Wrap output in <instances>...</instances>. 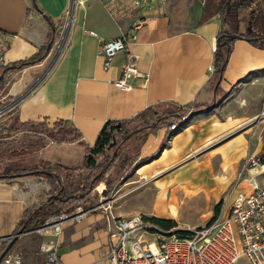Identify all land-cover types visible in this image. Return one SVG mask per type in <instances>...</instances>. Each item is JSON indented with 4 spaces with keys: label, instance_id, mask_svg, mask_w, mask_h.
I'll use <instances>...</instances> for the list:
<instances>
[{
    "label": "crops",
    "instance_id": "0c3cea01",
    "mask_svg": "<svg viewBox=\"0 0 264 264\" xmlns=\"http://www.w3.org/2000/svg\"><path fill=\"white\" fill-rule=\"evenodd\" d=\"M204 3L155 0L146 10L112 12L113 0H0V31L9 34L7 66L47 43L48 20L54 28L52 43L38 61L0 68L1 98L16 100L17 124L46 120L67 123L76 132L73 140L35 144L30 153L13 161L45 163L62 177L81 178V183L89 171L83 164L86 151L107 120L153 121L168 105L206 107L214 101L213 108L191 114L171 133L167 122L148 129L134 157V174L144 172L141 177L153 178L147 183L152 187L153 209L160 213L170 212L171 202L178 209L182 199L202 195L207 203L227 191L229 202L236 192L249 191L250 178L238 179L237 172L241 160L258 152L262 142L264 48L235 38L224 69L216 76L212 40L222 23L219 13L205 12ZM241 6L234 13L242 32L251 8L241 25ZM140 17L143 20L125 50L104 69L99 54L102 40L126 36ZM252 30L257 32L255 26ZM128 55L135 59L138 74L130 79L131 89L123 91L113 80ZM0 174L1 253L25 210L44 201L50 185L35 174ZM188 175L191 181L184 180ZM256 179L261 182L262 176ZM110 210L123 217L136 211L117 206ZM106 214L98 208L78 218L69 216L57 236L27 229L9 250L19 252L23 264H46L44 247L55 244L60 264H106Z\"/></svg>",
    "mask_w": 264,
    "mask_h": 264
},
{
    "label": "built area",
    "instance_id": "2783aa9c",
    "mask_svg": "<svg viewBox=\"0 0 264 264\" xmlns=\"http://www.w3.org/2000/svg\"><path fill=\"white\" fill-rule=\"evenodd\" d=\"M113 1L112 12H136L148 9L155 0ZM142 20L138 18L126 36L102 40L99 54L104 69L112 64L118 52L125 50L128 39L134 37V30ZM88 32L96 34L93 30ZM8 40L9 34L0 31V68L8 64L5 58ZM137 74L135 59L128 55L113 84L120 90H130V79ZM12 101L16 105V100ZM12 101L7 105H11ZM189 113L190 110L178 119L170 120L167 131L171 133L182 127ZM261 138L259 151L246 155L237 172L238 179L244 175L251 178V189L236 192L231 201L226 203L224 213L211 223L186 228L184 235L171 233L157 238L155 233H151L153 237L148 239L144 234L149 232L141 214L117 216L110 210L109 201L104 196L87 210L75 209L68 213L50 215L33 230L42 235L57 236L67 217L78 218L89 210L99 208L107 211L109 241L106 264H264V131ZM258 175L262 176L261 182L256 179ZM44 251L46 264H60L55 244H47ZM0 264H23L22 256L19 252L8 250L0 258Z\"/></svg>",
    "mask_w": 264,
    "mask_h": 264
},
{
    "label": "rangeland",
    "instance_id": "374dc122",
    "mask_svg": "<svg viewBox=\"0 0 264 264\" xmlns=\"http://www.w3.org/2000/svg\"><path fill=\"white\" fill-rule=\"evenodd\" d=\"M219 0H205L204 10L207 14L216 10ZM254 8L257 14H262L264 18V0H253L248 4L242 5L238 9V15L241 17V25L249 17V9ZM257 30L264 32V20L262 26L258 23L254 25ZM262 82V120L264 119V71L261 74ZM12 99H2L0 95V173L10 175L20 170L24 165L20 161H13L14 158H20L24 153H30L35 144H47L50 141L56 142L61 136L66 138L75 135L72 127L67 123L50 122L40 120L37 122H29L26 124H17L15 120V102L7 105ZM180 111L177 106L168 105L161 109V114L156 115L155 119L166 112ZM136 122L127 124L122 128L117 139L122 137L124 140L118 147V157L109 166L106 172L102 175L100 181L94 188L80 200L75 209H86L94 206L101 196L109 201L110 209L117 206L118 208L132 211L136 209L135 214H141L145 223V227L149 233L144 234L145 237L151 239L155 233L156 237L169 236L171 233L177 234L186 228L196 227L205 223H211L216 217L226 210L227 191L218 198L217 201L210 200L204 203L203 196L189 200L182 199V203L177 209V213L171 212L160 213L153 209V194L151 182L153 180L142 178L141 175L134 174L136 164L135 156L138 151L142 136L134 135L130 138H125L130 134V131L135 127ZM264 128L262 129V132ZM70 132V133H68ZM64 133V134H63ZM116 140V139H115ZM189 158H186L188 160ZM184 160V162L186 161ZM249 176H242V179H248ZM81 178L75 179L79 183ZM251 181V178H250ZM128 182L125 185L123 183ZM147 183V184H145ZM250 183V182H249ZM98 185V186H97ZM101 186V188H100ZM100 190H103L100 192ZM125 198V205L122 200ZM219 203L218 212L215 213V205ZM72 210V211H73ZM224 211V212H223ZM62 213V212H61ZM167 218L175 223L170 228H163L153 218Z\"/></svg>",
    "mask_w": 264,
    "mask_h": 264
},
{
    "label": "trees",
    "instance_id": "16d2710c",
    "mask_svg": "<svg viewBox=\"0 0 264 264\" xmlns=\"http://www.w3.org/2000/svg\"><path fill=\"white\" fill-rule=\"evenodd\" d=\"M238 0H219L215 12L219 13L221 19V29L216 35V48L214 50V71L216 76H220L224 66L226 64L227 56L230 52L232 42L235 38H245L249 40L252 44L264 48V32L262 30L250 32L239 31L236 26L235 10L232 6V2H237ZM253 0H246V2H251ZM253 9L251 21L252 26L256 23L262 26V21L264 18L262 14H257L255 9ZM248 19V18H247ZM50 26V32L48 34L47 43L40 47L37 52L30 55L29 57L20 59L16 62H13L10 66L5 67L7 70L9 67H23L25 65L31 64L35 61H38L44 54L47 49L50 47L53 37H54V28L51 20H48ZM3 85V78H0V87ZM176 107V106H175ZM180 111L177 112H166L163 115L157 117L155 120H144L138 117L120 120V121H111L107 120L102 127L100 128L94 144L89 147L86 151L84 158V166L89 169L87 176L81 183L76 182L75 179L70 176H60L56 171L49 169L45 166V163L41 166H30L23 165L20 170L14 172L16 175L24 174H35L42 176L49 183L50 188L47 194V197L40 204L32 206L25 210L22 215V218L18 222V225L14 231V234L19 230L22 232L34 228L35 226L44 222V220L50 216L55 215L61 212L68 213L71 212L77 203L82 200L86 195L94 188V186L101 180L102 175L106 172L109 166L117 159L118 157V147L124 140L120 137L117 139V135L120 134L123 127L127 124L136 122L135 127L130 131L128 136L125 138H130L134 135L144 136L146 131L152 127L157 126L160 123H169L170 120H175L185 114L188 110L190 113L195 112L198 109H204L203 104L196 103L193 106H183L177 107ZM119 123V124H118ZM70 133V132H68ZM64 134V133H63ZM75 135L66 138L61 136L56 141L64 140H73L76 138ZM116 139V140H115ZM43 144V143H42ZM2 175L0 174V177ZM219 203L215 205L214 211L218 212ZM158 222L163 228H170L174 225V221L167 218H153ZM185 230L179 231L178 235H184ZM9 238L5 243L9 242Z\"/></svg>",
    "mask_w": 264,
    "mask_h": 264
},
{
    "label": "water",
    "instance_id": "95a60500",
    "mask_svg": "<svg viewBox=\"0 0 264 264\" xmlns=\"http://www.w3.org/2000/svg\"><path fill=\"white\" fill-rule=\"evenodd\" d=\"M245 3H246V0H238L237 2H232L231 4L234 5L235 8H238L240 5H244ZM250 13H251L250 14V18L248 19L247 26H246V30L249 31V32L252 30L251 17H252L253 9L250 10ZM215 48H216V38H213V40H212V49L215 50ZM215 105H216V102L213 101L210 105L206 106L204 108V110H209V109L213 108ZM202 111H203L202 109H198L195 112H192L191 114L196 113V112H202ZM21 232L22 231L19 230L17 233L12 235V238L10 239V241L7 243L5 248L0 253V258L10 249V247L12 246L14 241L16 240L17 235L20 234Z\"/></svg>",
    "mask_w": 264,
    "mask_h": 264
},
{
    "label": "bare ground",
    "instance_id": "6f19581e",
    "mask_svg": "<svg viewBox=\"0 0 264 264\" xmlns=\"http://www.w3.org/2000/svg\"><path fill=\"white\" fill-rule=\"evenodd\" d=\"M65 38V37H64ZM62 50V49H61ZM191 178H192V176H187V177H185V181H191ZM149 178H147V180H148ZM200 181V180H199ZM161 183V182H160ZM180 186V185H179ZM178 187V186H177ZM166 189V188H165ZM172 189H174V188H172ZM173 193V192H172ZM164 194V193H163ZM165 196V195H164ZM176 201V200H175ZM177 203V202H176ZM179 204V203H178ZM177 204V205H178ZM169 209H170V212L171 213H173V214H176L177 212V206H176V204H175V202H171V203H169Z\"/></svg>",
    "mask_w": 264,
    "mask_h": 264
},
{
    "label": "flooded vegetation",
    "instance_id": "af4514ba",
    "mask_svg": "<svg viewBox=\"0 0 264 264\" xmlns=\"http://www.w3.org/2000/svg\"><path fill=\"white\" fill-rule=\"evenodd\" d=\"M233 6V8H234V10H235V7H234V5H232Z\"/></svg>",
    "mask_w": 264,
    "mask_h": 264
}]
</instances>
